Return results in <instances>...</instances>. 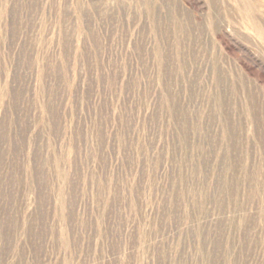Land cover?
Listing matches in <instances>:
<instances>
[{"label":"rangeland","instance_id":"rangeland-1","mask_svg":"<svg viewBox=\"0 0 264 264\" xmlns=\"http://www.w3.org/2000/svg\"><path fill=\"white\" fill-rule=\"evenodd\" d=\"M0 264H264V0H0Z\"/></svg>","mask_w":264,"mask_h":264}]
</instances>
